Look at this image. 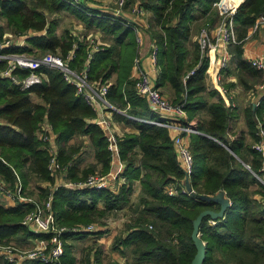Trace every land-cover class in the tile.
<instances>
[{"label":"trees","instance_id":"16d2710c","mask_svg":"<svg viewBox=\"0 0 264 264\" xmlns=\"http://www.w3.org/2000/svg\"><path fill=\"white\" fill-rule=\"evenodd\" d=\"M217 1L144 0L149 13L148 30L158 47L156 86L168 89L165 93L171 102L183 104L187 114L185 122L200 131L190 133L188 138L193 154L192 184L200 193L225 189L232 200L216 224L209 223L210 214L200 220L199 231L205 241L202 264H264V184L259 179L264 178V161L252 146L258 140V125L264 129V96L256 105L250 104L243 110L247 131L235 127L237 107L231 105L218 79L211 78L213 87L207 85L208 58L201 57L200 43L197 38L192 39L194 23L212 27L220 18L214 7ZM219 3L222 10L238 6L234 25L239 40L244 39L249 27L264 13V0H220ZM30 6L26 0H0L1 13L16 32L45 29V34L27 39L30 45L7 50L31 51L34 46L65 57L74 49L69 64L81 68L89 50L87 42L69 29L58 35L56 19L46 25L43 9L65 10L80 20L86 30L99 29L108 42L93 52L89 79L107 81V97L128 114L160 119L137 93L131 75L137 55L134 23L83 2L75 5L68 0H33ZM229 49L236 59L239 82L243 86H250L246 78H262L261 72L242 56V43H231ZM4 67L5 63H0V70ZM39 70L45 73L44 79L26 89L11 77L0 75V177L10 188H14L19 178L23 190L31 179L45 182L46 185L36 184L34 188L40 198L52 195V212L59 223L65 224L99 221L108 212L124 207L130 202L133 184L138 180L141 195L137 207H132L135 214L126 222V233L115 238L113 248L121 253L129 249L130 264H190L197 251L192 238L194 220L204 210L219 213L221 203L200 200L180 191L174 195L166 192L168 185H176L183 178L172 130L112 111L116 118L134 124L138 130L116 135L119 156L124 162L119 176L125 181L115 185V189L55 185L58 174L49 171L48 145L39 136L44 122L55 134L57 159L65 166L61 175L67 180H83L96 170L106 173L111 151L104 130L92 121L96 111L76 93L74 85L57 68ZM12 73L23 77L28 71L16 69ZM32 92L42 102L32 101ZM76 135L89 138L97 161L82 169L78 168L81 145L68 143ZM256 193L260 197H255ZM40 198L37 200L41 201ZM33 208V202H0L1 243L28 242L46 236L31 231L21 222ZM172 231L177 238L174 244L165 238ZM97 233L103 232L65 234L67 241L59 262L30 260L27 264H79L68 241ZM90 261L87 255L82 264H91ZM0 264L9 263L1 261Z\"/></svg>","mask_w":264,"mask_h":264},{"label":"built area","instance_id":"2783aa9c","mask_svg":"<svg viewBox=\"0 0 264 264\" xmlns=\"http://www.w3.org/2000/svg\"><path fill=\"white\" fill-rule=\"evenodd\" d=\"M70 3L78 5L81 0H68ZM115 9L113 12H109L116 17H122L124 9L129 7L130 12L141 20L143 25L148 29V11L144 7V0H114ZM219 6V3H216ZM215 4V5H216ZM219 8V14L221 21L216 26L214 35L211 36L208 27H203L198 35V41L201 47V53H206L207 50H219L218 66L220 69H225L230 61L229 45L231 43H239L241 40L237 39L234 25L235 8L231 7L226 10ZM108 12V11H107ZM126 19V18H124ZM127 23H133L129 19H126ZM1 28V24H0ZM135 29V41L137 44V55L133 61L132 77L135 79V88L137 93L144 97L149 108L157 113L160 119H152L145 117H138L128 114L126 109H121L117 105L111 102L107 97L109 83L107 81H94L90 80L88 76V69L90 59L94 51L102 49L106 42L101 41L96 37L87 36L86 42L89 46V50L84 64L81 68L71 67L69 61L73 58L74 49H71L65 57L52 52H45L39 55H28L19 51L7 50L13 45L21 46L23 41L15 42L1 34L0 30V63H5V67L0 70V75L9 76L11 80L20 85L21 88L26 89L35 83H40L45 73L40 71L42 67H51L59 69L66 81L74 85L76 93L80 94L87 104H89L97 113L95 122L104 130L107 140L108 149L111 151V163L115 161L119 154L116 134L111 129V121L105 116L106 111L120 112L131 119L144 121L148 123H154L169 127L175 132L172 135L173 144L177 152V157L181 168L183 170V178L180 182L170 184L166 187V192L169 195H174L177 192H182L186 195L197 197L202 200L201 197H214L219 194L227 202V207L231 206L232 200L227 195L225 189H219L214 193H200L197 188L192 184L191 174L193 170V154L191 152L189 143L185 139V135L190 133H200L195 129L193 125L186 120V111L183 104H175L171 102L156 86V76H153V72H157V44L152 40L149 51V65L147 68L142 67L140 58V46L142 43V32L139 26L134 24ZM252 33L259 29L264 30V13L260 15L250 30ZM75 45V44H74ZM251 64L261 72L262 82L256 85V89L264 90V54L255 55L249 60ZM16 69L26 70L28 73L20 77L12 72ZM193 70L190 71L192 73ZM217 79H220V75L217 74ZM227 91L225 88H223ZM230 97V95H229ZM257 104V103H256ZM255 104V105H256ZM231 105L234 103L231 101ZM46 124V122H44ZM43 123V124H44ZM258 140L253 143V148L262 154L264 161V129L261 125H258ZM41 139L47 143L50 154L48 162V169L51 174L56 175L64 172L65 166H63L57 159V148L55 143V134L52 131L50 125L41 127L39 133ZM247 167L249 165L246 164ZM123 167L112 170L106 173L89 174L85 179L80 181H71L64 179L62 185L71 188L93 187V188H106L111 186L115 182L118 175L121 173ZM264 169V163H263ZM264 184V178H259ZM4 196L12 201L33 202L34 208L25 214L22 219V224L26 225L31 231L35 233L46 234V236L36 237L32 239V246L28 248L19 247L14 243H1L0 242V262L6 261L9 264H27V261L37 260L42 262H59L64 252V235L71 233L90 232L98 230V226L94 223L87 224H75L65 225L59 223L52 212L50 194L46 199L38 201L32 196L26 195L23 190L22 183L17 178L14 188H10L3 180H0V197ZM224 214L219 217L222 218ZM218 218H210L208 221L210 224H216ZM149 227H151L149 225ZM174 240H177L174 238Z\"/></svg>","mask_w":264,"mask_h":264},{"label":"crops","instance_id":"0c3cea01","mask_svg":"<svg viewBox=\"0 0 264 264\" xmlns=\"http://www.w3.org/2000/svg\"><path fill=\"white\" fill-rule=\"evenodd\" d=\"M32 1L33 0H26L27 5L30 6ZM81 2L86 3L90 7L101 9L104 12L105 11L106 12L107 11L113 12L115 9V6H114L115 1L114 0H81ZM59 11L64 12L65 14H67L69 17L72 18L71 23L73 25V28L78 32V35H77L76 33H73L72 29H69L71 31V33H73V35L78 36V37H83L85 39L87 34L89 36L90 35L89 33H91V34L93 33L97 37H100L104 42H106L108 44L107 40L103 39V33L99 29L92 27V28L86 30L85 25L80 20L76 19L73 15L69 14L67 11H65V10L49 11L47 9H43V13L46 16V25H49V22L51 20L56 19V21H57L56 33L58 35H61L63 33V30L65 29V28L62 29V32H60V28H58L59 24H60V17L59 16H61ZM121 15L124 18L129 19L131 22H133L137 26H139V28L141 29L142 43H141V46L139 47L140 48V58H141V62H142V67L145 69L148 67L147 65H149V51H150V44L152 42V37L150 35V32L143 25L144 23H142L139 18H137L135 15H133L129 9H124V11ZM0 24H1V28H0L1 34L8 36L14 44H16L15 42L23 41L24 42L23 45H25V44L30 45L28 40H27L28 38L34 37V36H37L40 34H45V29L41 32L34 30V29H28V30L22 31L21 33L16 32L13 29V27H11L9 25L6 16L1 13V8H0ZM210 35L211 36L214 35L213 30L210 31ZM23 45H21V46L13 45L10 47V49L12 47H15V46H16V48H19V47H22ZM242 49H243L242 56L244 58H246L247 60H250V58L255 56V55H259L262 53L264 54V30L259 29L255 33L251 32L248 35V37L246 38V40L242 42ZM16 50H12V51H16ZM136 50H137V44H136ZM22 52L26 53L28 55H39V54H41V52L43 53V51L39 50L37 47H34V46H32L31 51H22ZM229 53H230V62H229L227 69H224V71H222V69H220V67L217 64L218 63V56H219V50L218 49L217 50H210L209 49L206 51V53H203V55L201 53V57L204 56V57L208 58V68L206 71L207 72V78L209 77L212 79H217V74L220 76L225 75V80H226V84H227V87H225V88H227V90H228L226 92H227L228 96L230 95L229 98L231 99L232 102H233V99L235 100L234 106L237 107L238 115L235 118L234 122H235L237 128H241V129H244L247 131V126L245 124L244 117H243V110L250 104L258 103L259 100L264 96V90L258 89L256 91V94H253V93H250L247 91L245 101H243V99H240L241 92H240L239 84H241V83L239 82V78H238V74H237L236 59L233 58L232 52L230 49H229ZM152 74L154 77L155 76L157 77V72L156 73L153 72ZM163 89H165V88H162V90ZM167 90L168 89H166V91ZM31 99L34 102H42L41 97L38 94H36L35 92L31 93ZM104 114H105V116H107L110 119L111 129L114 132V134L121 136L125 133H135L138 131L137 128L134 126V124H132L130 122H126L124 119L116 118L112 112L106 111ZM92 121L95 122V118H94V120L92 119ZM48 125L49 124L47 122H46V124L45 123L43 124V126H48ZM174 134H175V132L172 131V135H174ZM184 137L188 142L189 141L188 140L189 135H185ZM77 139L80 142L78 144L81 145L80 149H79V153H78V155H79L78 156V168L82 169V168L87 167L90 164L96 163L97 161H96L95 155H94V146L91 144L89 138L85 135H76L73 138H71L68 143L71 145L77 144V143H74V140H77ZM89 146H90L91 157H90L89 161H87L86 158L89 156V153H88ZM114 160H115V161H113L114 164L110 163V168L112 170L118 169V168L124 166V162L120 159L119 154L117 155L116 159H114ZM110 168H109V170H110ZM109 170L107 172H109ZM63 176L64 175H57L55 185H60L62 183V181L65 179ZM120 179H122L121 176H120ZM41 183H42V186L46 185L45 182H41ZM117 184H118V181L116 180L114 183L111 184L110 189H115V185H117ZM48 185L50 186V184H48ZM132 192L134 195L140 194V182L138 180L134 182ZM0 200L3 201L5 204H13L14 203V201L9 200L4 196H1ZM102 232L103 233L88 234L85 237V238H91L93 240V242H95V244H96V242H98L97 244H98V247H100V254H102L101 251L103 250L102 248L106 242L105 240L111 239L114 236V232L112 230H110V231H103L102 230ZM76 239H84V238H73L71 241L74 242V240H76ZM65 241H67V240H65ZM28 243H32V239L28 240ZM104 248H105V246H104ZM95 252H96V248L92 247V250H91L90 256H89V258L91 260L90 262H91V264H101L100 257L98 258V256L96 255L98 259L92 258V255H94ZM113 256H115V254L112 253V257ZM75 257H76V255H75ZM76 259H77V257H76ZM82 261L83 260L79 261V263L82 264Z\"/></svg>","mask_w":264,"mask_h":264},{"label":"rangeland","instance_id":"374dc122","mask_svg":"<svg viewBox=\"0 0 264 264\" xmlns=\"http://www.w3.org/2000/svg\"><path fill=\"white\" fill-rule=\"evenodd\" d=\"M219 1L220 0H218L217 2L214 3L215 10L218 11V14H219V8H218L219 6L216 3H219ZM237 7L238 6H236V8ZM236 8H235V11H236ZM126 9H129V7H127ZM59 13L61 14V16H59L60 17V24H59V27H58V28H60V32H62V29H64V28L65 29H72L73 33H76L78 35V32L73 28V25L71 23L72 22L71 21L72 18L69 17L67 14H65L62 11H59ZM148 15H149V13H148ZM220 18H221V16H220ZM220 18H218V20L216 21V23L212 27H208L209 33L212 30H213V33H214L216 26L221 21ZM203 27H205V26H203V25L201 26V25H199V23H194L193 24V29H192L193 30V37H192L193 40H195L196 38L198 39L199 32H200V30ZM251 31H252V29L250 30V27H249L247 35L244 37V39H241V42H239V43H242L243 41H245L246 38L248 37V35L251 33ZM255 32H257V31H255ZM89 34H90L91 37H96V38L100 39L101 41H103L100 37H97L95 34H93V33L92 34L89 33ZM87 36H88V34H87ZM236 36H237V34H236ZM81 38H82V40L84 39L83 37H81ZM237 39H238V37H237ZM84 41L86 42V39H84ZM228 49H229V47H228ZM45 52H49V51H43V53H45ZM41 54H42V52H41ZM228 65H229V63H228ZM227 67L225 69H227ZM246 80H247V84L250 85L247 88L245 86H243V85L238 83L239 87H240V92H241L240 99H243V101H245V98H246V95H247V91L250 92V93L256 94V91L258 90V89H256V85L259 84L260 82H262V78H260V79L257 78V80H256L255 78L249 77V78H246ZM218 82H219L218 84L221 87V89L225 92V90L223 89V88L227 87L226 80H225V75L224 76L221 75L220 79H218ZM207 84L210 87L214 86L213 82L211 81V78H209V77L207 78ZM225 89L227 90V88H225ZM160 90L165 96H167L168 99H170V97L165 93L166 88L163 89V90L160 88ZM233 102H234V105H235V100L234 99H233ZM234 125L236 126V124H234ZM74 143L78 144L80 142L77 139V140H74ZM88 153H89V156L86 158L87 161H89V159L91 157L90 146L88 148ZM95 173H100V172L99 171H94V172H91L90 174H95ZM61 174H62V172L58 173V175H61ZM119 179H120V176L118 175V177L116 179L118 181V184L125 181L123 177H122V179H120V180ZM0 180H3V179L0 178ZM3 182L6 185L9 186L8 182H6L4 180H3ZM36 184L42 185L41 182H36L34 179H31L30 182L26 185V187L24 189V193L26 195L34 197L35 199H38V198H40L39 197V193H38L39 191L34 188V186ZM255 186L256 185H253L252 187H255ZM140 195H141V186H140V194L139 195H134L133 192L130 194V202L127 205H125L124 207H122L120 209H116V210L108 212L106 214V216L101 217L99 221H91V222H89V223L96 224V226H98V230H103V231L112 230L114 232V236L111 239L105 240L106 241L105 244H104L105 248L103 246V248H102L103 250L101 251L102 254H100V252L98 253V251L100 250V247H98V244H97L98 242H96V244H95V242H93V240L91 238L76 239V240H74V242L71 241V240L68 241V243H72V245H73L72 246V253H73V255H76L78 262L81 261V260H83L85 262V260L87 259V255L90 256V252H91L92 247H93V248H96V252L94 253V255H92V258L93 259H98L100 257L101 264H130V262L132 260L131 254H130V250L129 249H125V250H123L125 253H121V252H119V250L114 249L113 245L115 243V238L116 237L122 236V235H124L126 233V222H128L130 220V218L135 214L132 211V207L133 208L137 207V205L139 203ZM254 195H255V197H260L259 193H256ZM40 199L44 200V198H40ZM0 202H3V201L0 200ZM140 207H142V205H139V208ZM212 213L215 214V212H212ZM63 224H65V223H63ZM75 224H85V223L78 222V223L65 224V225L70 226V225H75ZM174 231H172V233L170 235L165 237L167 242H170V243H173V244L177 243V240H174V238H176L175 237L176 233H174ZM199 236L201 238L200 231H199ZM202 241L205 243L204 240H202ZM7 243H14V244L18 245L19 247H23V248H28V247L32 246L31 245L32 243L17 242L15 240H11L10 242H7ZM112 253L115 254V256L112 257ZM96 255L98 256V258H97Z\"/></svg>","mask_w":264,"mask_h":264},{"label":"water","instance_id":"95a60500","mask_svg":"<svg viewBox=\"0 0 264 264\" xmlns=\"http://www.w3.org/2000/svg\"><path fill=\"white\" fill-rule=\"evenodd\" d=\"M202 200H218L221 203V211L219 213H212L211 211L204 210L199 213V215L196 217L194 220V225H193V230H192V238L194 240V243L196 245V254L192 258L190 264H202L203 258H204V253H205V243L202 241V239L199 236V223L201 218L206 215L210 214L211 218H218L221 217L224 213V210L227 208V202L223 198L221 194L214 196V197H206L203 196L201 197Z\"/></svg>","mask_w":264,"mask_h":264},{"label":"bare ground","instance_id":"6f19581e","mask_svg":"<svg viewBox=\"0 0 264 264\" xmlns=\"http://www.w3.org/2000/svg\"><path fill=\"white\" fill-rule=\"evenodd\" d=\"M219 6H220V3H219ZM221 7V6H220ZM221 9V8H220Z\"/></svg>","mask_w":264,"mask_h":264}]
</instances>
